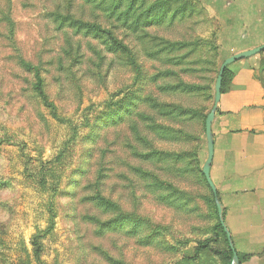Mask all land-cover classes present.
Returning <instances> with one entry per match:
<instances>
[{
    "label": "rangeland",
    "instance_id": "1",
    "mask_svg": "<svg viewBox=\"0 0 264 264\" xmlns=\"http://www.w3.org/2000/svg\"><path fill=\"white\" fill-rule=\"evenodd\" d=\"M80 3L72 12L95 19L97 12ZM142 5L178 14L168 25L145 26L143 19L139 32L129 28L135 22L96 18L133 50L132 65L97 37L57 29L50 14L64 10L62 0H0V264H35L34 240L44 264H226L213 252L225 248L220 234L211 251L193 257L218 219L211 190L197 175L207 157L204 118L224 59L264 44V0ZM22 60L40 67L52 106ZM229 70L212 124L221 162L212 181L245 256L239 263L256 264L250 234L240 233L228 134L237 106L264 108V51ZM179 81L200 88L174 92ZM253 83L257 93L242 94ZM185 107L196 110L194 118L167 115ZM255 114L248 123H258Z\"/></svg>",
    "mask_w": 264,
    "mask_h": 264
},
{
    "label": "trees",
    "instance_id": "2",
    "mask_svg": "<svg viewBox=\"0 0 264 264\" xmlns=\"http://www.w3.org/2000/svg\"><path fill=\"white\" fill-rule=\"evenodd\" d=\"M81 2V3H80ZM142 2H145V0H62V4L64 5L63 11H57L50 14V17L52 21L55 23L57 29H63V28H69L74 33L82 34L84 36H92L97 37L106 47V50L111 51L112 53H121L125 54L131 59V64L134 65V56L135 53L133 50L129 49L126 44H124L117 36L112 32L110 28L103 27L98 21L101 17L103 19H107L109 22L117 21L118 23L121 22L122 25L128 26L129 21L135 22L136 26L129 27L133 32H139L142 31L144 28L143 19L146 22L145 26L154 25L160 26L164 23L171 24L173 20L175 19V16L178 13L175 14H169V11H161L158 14H154V11L151 9L143 10ZM77 3L84 5H90V9H93L97 12L95 15V19L92 20H84L81 17H77L73 12V6L74 4L77 5ZM187 12V11H186ZM189 13H181L182 18H186ZM97 18V19H96ZM95 20V21H94ZM68 45L71 46V44L68 42ZM264 51V50H263ZM158 53V52H156ZM94 55L99 57V51L94 50ZM172 59V58H169ZM21 65L23 68H25L27 71L31 72L34 78L33 87L35 91L41 96L42 100L47 104L46 97L43 93V78L41 76L40 67L37 65H33L28 61H21ZM135 69V66H134ZM134 73L136 75H140V70H134ZM166 73H173L170 70H167ZM218 74V72H217ZM233 73L231 70H229V66H227L224 70L223 77H222V85H221V94L223 93L225 89V85L229 83L230 79L232 78ZM217 77V76H216ZM200 86L197 84H185L182 81H179V83L172 88L174 92H181L182 94L191 95L196 92V90H199ZM147 101V99H146ZM52 106V104H47ZM173 108V106L171 105ZM195 109L192 107H185V108H179V111L173 110L171 114L167 115H178V118L183 119V115L191 114L194 118ZM218 111V110H217ZM166 113H168V108L166 110ZM208 114V113H207ZM204 118V123L206 116ZM205 125V124H204ZM205 130V129H204ZM181 132V131H179ZM182 133V132H181ZM189 166L196 171V160L193 159L189 161ZM136 171L140 172V168H137ZM192 171V170H191ZM197 175L199 177V180H203V182H206L204 175L202 174V171L197 170ZM208 185V184H207ZM209 186V185H208ZM210 188V187H209ZM211 190V189H210ZM212 193V191H211ZM213 195V193H212ZM218 197V192H217ZM214 198V195H213ZM106 209L107 204L103 205ZM216 206V205H215ZM217 209V208H216ZM225 215L226 213L223 211L222 217L225 221ZM51 223V220L49 221ZM213 230V236L209 237L205 240H200L196 243V247L194 248V256L197 257L200 256L205 251H211L212 249V243H215L218 240L219 234L223 237L225 248L216 249L214 250V254L220 256L222 260L226 262V264H230L232 261V255H233V249L230 247L226 233L224 232V229L220 223L219 217L217 219V222L212 226ZM233 244V242H232ZM32 259L35 262V264H44L43 260L41 259V246L39 241L34 240L32 242ZM234 248V245H233ZM234 251L237 253V251L234 248ZM240 263L243 260V255H240L237 253ZM192 257V258H193ZM194 259V258H193Z\"/></svg>",
    "mask_w": 264,
    "mask_h": 264
},
{
    "label": "crops",
    "instance_id": "3",
    "mask_svg": "<svg viewBox=\"0 0 264 264\" xmlns=\"http://www.w3.org/2000/svg\"><path fill=\"white\" fill-rule=\"evenodd\" d=\"M241 74L242 77L249 78L246 71H242ZM253 84L254 86L246 87L242 94H247L252 89H256L257 93L258 86ZM238 109L239 106L235 110L237 126L229 130L228 135L231 144L235 147L233 149L235 156L231 167L233 169L234 180L232 184L235 189V200L241 207L239 211L242 219L240 233L248 231L252 239L253 248H251V252H254L256 256L254 260L256 264H264V108L242 106L239 110L240 113L237 111ZM254 111H256L255 117L257 116L256 118L259 119L256 125L254 122L252 124L247 122L249 114ZM222 116L224 115L220 114V117ZM248 129H253L256 132L252 133ZM213 143L214 152L210 167L211 180H213V173L217 171L218 167H221L220 152L215 151L214 136ZM229 232L233 238L232 242L236 251H243L237 246L230 230Z\"/></svg>",
    "mask_w": 264,
    "mask_h": 264
},
{
    "label": "water",
    "instance_id": "4",
    "mask_svg": "<svg viewBox=\"0 0 264 264\" xmlns=\"http://www.w3.org/2000/svg\"><path fill=\"white\" fill-rule=\"evenodd\" d=\"M263 50H264V44L257 46V47H254V48H251V49H248V50H244V51L235 53V54L227 57L226 59H224V61L221 63V65L219 67L218 74H217L215 84H214L213 105H212L211 109L209 110V112L206 116V119H205V123H204L205 124L204 129H205V137H206V146H207V157H206V160H205L203 167H202V174L204 175L205 180H206L207 184L209 185V187H210V189L214 195V201L216 204L220 223L224 229V232L226 233L229 245L233 249L231 264H240L239 258H238L237 253L234 251L230 232L228 231V229L225 225V222L223 220V217H222L223 206L217 197V190H216V188H215V186L211 180V177H210V167H211V163H212V159H213V152H214L212 123H213V120L215 118V114H216V111L218 109V105H219V102L221 99L222 77H223V73H224L225 68L227 66H229L230 64L236 62V61L251 57L255 54L262 52Z\"/></svg>",
    "mask_w": 264,
    "mask_h": 264
}]
</instances>
